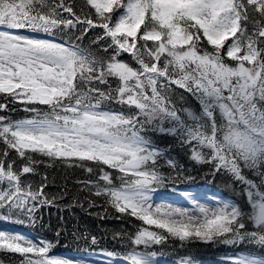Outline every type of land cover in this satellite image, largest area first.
<instances>
[{
  "label": "snow or ice",
  "instance_id": "1",
  "mask_svg": "<svg viewBox=\"0 0 264 264\" xmlns=\"http://www.w3.org/2000/svg\"><path fill=\"white\" fill-rule=\"evenodd\" d=\"M90 30L97 36L84 48ZM0 94L32 113L0 116V222H34L52 201L26 174L59 160L85 169L90 193L142 222L114 264H158L149 249L169 237L264 248V0H83L79 11L69 0H0ZM157 131L227 176L246 204L209 205L187 192L188 207L155 203L165 179ZM53 247L0 230V250L20 264H89Z\"/></svg>",
  "mask_w": 264,
  "mask_h": 264
},
{
  "label": "trees",
  "instance_id": "2",
  "mask_svg": "<svg viewBox=\"0 0 264 264\" xmlns=\"http://www.w3.org/2000/svg\"><path fill=\"white\" fill-rule=\"evenodd\" d=\"M69 2H75L77 11H79L83 0H69ZM77 35L80 33L77 32ZM96 36L97 30H90L80 41L81 46L91 48ZM73 42H77L75 37H73ZM124 59L130 61L131 58L125 54ZM178 95L179 92L174 99L177 102V107H180L182 102L178 100ZM0 103L7 105L6 110L0 111V116L17 120L32 115L25 111L23 103L11 101L4 94H0ZM112 107L118 109L120 106L113 105ZM169 126L171 125L165 124V127ZM150 138L154 146L161 151L157 168L165 177L164 181L172 180L174 184H180L192 183L200 178L209 180L214 186L242 197L240 188L235 186L234 190V186L227 176L214 175L207 165L197 164L191 160L189 150L181 145L177 137L157 131L150 133ZM4 148L5 145L0 143V153L4 151ZM9 151L10 158L19 159L14 151ZM167 160H171V163ZM173 164L175 167L172 166ZM180 171L189 177L181 175ZM26 175V183L33 187H39L42 183L46 185L43 190L52 203L37 206L34 222L26 220L24 224L13 222L10 224L22 226L51 242L54 245L52 252L102 251L120 256L129 235H134L143 226L142 222L135 218L117 213L102 197L90 193L83 184L84 181L90 179V174L83 168L71 166L59 160L43 159L37 165L34 174ZM117 183L119 182L117 181ZM93 237L96 240L95 244L91 243ZM241 246L255 248L253 245L241 244ZM223 247L226 245L222 243L200 240L181 242L169 237L151 249L173 259L185 256L200 259L208 256L213 257L214 254L221 252ZM20 259L19 254L0 250V264H20Z\"/></svg>",
  "mask_w": 264,
  "mask_h": 264
},
{
  "label": "rangeland",
  "instance_id": "3",
  "mask_svg": "<svg viewBox=\"0 0 264 264\" xmlns=\"http://www.w3.org/2000/svg\"><path fill=\"white\" fill-rule=\"evenodd\" d=\"M200 188H201V190H200L201 192H199L200 194H197L198 192H196V189L194 187L193 188H187V189H178L179 195L177 192L175 194L173 192H170L168 194H164L163 192H161L160 190L157 189V191L153 195V200L157 204H172L175 206L188 207V206H190L189 202H188L187 198L183 195V193H185V192L197 197L201 203H205V204H209V205L214 204L216 199L224 200V199L220 198L217 194H214L208 185L203 184ZM0 230L20 233L29 239H33L32 237H30V236H28L22 232H19V231L10 230V229H2V228H0ZM33 240L34 241H40V239H33ZM240 255H247V254H244V253L229 254L227 256L228 260H227V262H225V264H231V260L235 257L240 256ZM57 256H59V255H57ZM59 257H64V256H59ZM64 258H68V257H64ZM71 259H84V260H87L89 262V264H114V261H116V260H113V259H110L107 257L100 256V255H88L87 257H74ZM156 260L158 261V264H179V263L166 262V261L159 260V259H156ZM192 264H205V263L192 262Z\"/></svg>",
  "mask_w": 264,
  "mask_h": 264
}]
</instances>
